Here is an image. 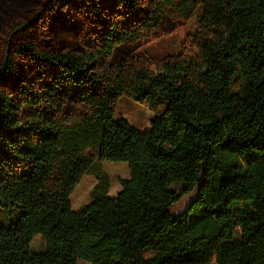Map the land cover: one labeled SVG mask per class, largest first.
Returning <instances> with one entry per match:
<instances>
[{"label":"trees","instance_id":"obj_1","mask_svg":"<svg viewBox=\"0 0 264 264\" xmlns=\"http://www.w3.org/2000/svg\"><path fill=\"white\" fill-rule=\"evenodd\" d=\"M121 1L147 5L151 23L157 13L185 19L211 0ZM226 1L229 33L201 41L199 75L160 63L134 83L136 102L166 106L145 132L92 100L129 33L113 29L85 53L23 48L43 76L18 97L0 90V264H264V0ZM70 98L82 116L67 114ZM74 145L95 146L100 162L126 163L131 176L109 197L99 172L80 210L69 199L41 204L32 169L52 172ZM174 183L185 184L183 195ZM37 237L42 253L32 250Z\"/></svg>","mask_w":264,"mask_h":264},{"label":"rangeland","instance_id":"obj_2","mask_svg":"<svg viewBox=\"0 0 264 264\" xmlns=\"http://www.w3.org/2000/svg\"><path fill=\"white\" fill-rule=\"evenodd\" d=\"M228 12L226 0H211L196 3L185 19L157 13L149 23L147 5L136 9L121 0H0V90L18 97L43 76L23 48L90 52L100 47L108 32L117 29L130 37L107 61L105 83L96 89L92 100L111 105L117 118L148 131L152 122L165 114L166 106L154 101L136 102L132 97L134 83L160 63L175 69L185 67L192 77L199 75L203 70L199 45L206 37L228 35ZM84 109L75 98L67 101L66 112L72 118L82 116ZM99 172L109 176L112 185L108 192L112 194L121 187L120 179L131 176L126 163L100 162L95 146H69L52 172L32 169L37 201L50 207L63 199L85 205L91 201ZM171 190L183 195L185 184L174 183ZM193 196L184 195L172 213L181 214ZM2 218L14 234L23 232L15 217ZM32 250L45 251L40 237L34 239ZM154 255L152 251L143 254L145 258ZM210 264H216V258Z\"/></svg>","mask_w":264,"mask_h":264},{"label":"crops","instance_id":"obj_3","mask_svg":"<svg viewBox=\"0 0 264 264\" xmlns=\"http://www.w3.org/2000/svg\"><path fill=\"white\" fill-rule=\"evenodd\" d=\"M110 185H112V184H110ZM115 189H116V190H115V193H114V194H112L111 192H108V196H109V197H116L117 194L120 192L121 187H117V188H115ZM90 202H91V201H89V202H88L87 204H85V205H82V204H79V203H76V204H73V203H72V205H73V208H74L75 210H80V209L84 208L86 205H88Z\"/></svg>","mask_w":264,"mask_h":264},{"label":"bare ground","instance_id":"obj_4","mask_svg":"<svg viewBox=\"0 0 264 264\" xmlns=\"http://www.w3.org/2000/svg\"><path fill=\"white\" fill-rule=\"evenodd\" d=\"M149 116H151V115H149Z\"/></svg>","mask_w":264,"mask_h":264}]
</instances>
